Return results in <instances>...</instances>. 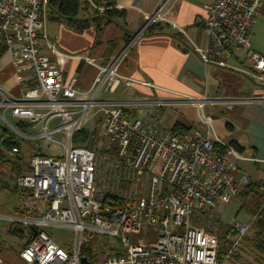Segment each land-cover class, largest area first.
Masks as SVG:
<instances>
[{"label":"built area","instance_id":"built-area-1","mask_svg":"<svg viewBox=\"0 0 264 264\" xmlns=\"http://www.w3.org/2000/svg\"><path fill=\"white\" fill-rule=\"evenodd\" d=\"M87 1L97 8L93 0ZM177 1L162 0L145 14L143 27L105 66L87 60L97 75L90 89L82 90L76 78L64 81L60 63L46 56L47 51L60 55L47 32L49 0H0V50L6 49L15 69L26 68L29 73L18 78L19 97L0 87V119L16 138L34 144L30 169L17 177L14 189L28 192L47 207L42 218L27 216L12 222L24 225L29 235L32 229L37 231L20 253L26 264H83V259L89 264L83 251L97 235L118 238L124 247L103 264H218L216 210L252 182L246 174L236 178L238 161H261L240 155L216 137L204 112V134L176 133L173 127L163 126L158 112L173 101L144 99L125 105L110 96L121 82L133 86L134 81L124 79L119 68L134 45L161 23L171 24L205 67L238 72L264 87V57L253 51L250 42L264 0H214L206 5V15L199 19L205 34L202 45L168 19ZM237 49L244 53L242 68L230 63ZM184 102L203 111L208 104H256L264 98L204 97ZM132 105L150 108L149 115L142 109L129 115L125 109ZM7 111L17 122L29 123V131L22 133L11 124ZM99 117L107 138L104 149L75 145L76 135ZM146 176L148 180L142 181ZM259 184L264 196V179ZM46 227L72 230L74 247L63 248L44 231ZM144 227L159 231L151 249H145L142 239L131 244L126 237ZM234 230L236 239L228 258L249 227L240 223ZM0 264L7 263L0 257Z\"/></svg>","mask_w":264,"mask_h":264},{"label":"crops","instance_id":"crops-1","mask_svg":"<svg viewBox=\"0 0 264 264\" xmlns=\"http://www.w3.org/2000/svg\"><path fill=\"white\" fill-rule=\"evenodd\" d=\"M75 1L82 7L76 22L47 18V32L50 40L57 45L60 55L55 56L47 51L46 56L52 63H60L64 81L76 78L79 88L88 90L97 75V69L87 60L105 66L124 48L128 39H132L143 27L144 15L153 12L162 0H93L97 8H93L87 0ZM213 2L214 0H178L168 19L185 29L191 39L202 45L205 34L199 19L206 15L204 7ZM101 9L123 12L124 16L117 18L116 23L98 29L100 24L94 19L96 15L104 13ZM86 21H89V25L80 30ZM258 29L264 30V5L252 28L251 38ZM251 46L253 51L264 57V44L251 43ZM243 54L242 50L237 49L230 63L238 68L244 67ZM28 74L26 68L15 69L9 53L0 50V87L15 96V92H21L18 78L27 77ZM119 74L124 79L134 81V84L127 87L121 82L110 100L125 105L144 99L173 101L171 105L158 109L163 126L169 128L179 125L190 130V133L196 130L205 133V127L201 123L204 112L212 120L216 137L228 145L237 143L244 149L240 155L261 161H238L239 173L236 178L240 179L242 174H246L256 183L264 179V102L230 106L208 104L203 111L184 102L186 99L197 100L204 97L263 99L264 87L254 84L238 72L205 67L186 45L185 38L168 23L151 28L134 45L121 64ZM141 109L145 115H149L150 108L132 105L125 110L129 115H136ZM29 129L30 125L26 128V133ZM15 140L20 143L21 149L18 154L11 156H19L24 163V156L28 155L31 161L34 154L33 142L18 138ZM229 158L234 159L232 154H229ZM29 169L30 166L25 171ZM25 194L30 197L28 192Z\"/></svg>","mask_w":264,"mask_h":264},{"label":"rangeland","instance_id":"rangeland-1","mask_svg":"<svg viewBox=\"0 0 264 264\" xmlns=\"http://www.w3.org/2000/svg\"><path fill=\"white\" fill-rule=\"evenodd\" d=\"M250 42L252 44L260 42L263 45L264 30L258 29L257 33L255 32V35L251 38ZM227 73L230 72L227 71ZM20 93V91L15 92V96L19 97ZM2 112L3 110L0 109V114ZM6 118L11 124L16 125V120L12 118L10 111L6 112ZM1 128L11 131V127H8L0 119V130ZM85 129L91 133H97L93 140L94 144L92 148H98L99 150L104 149L107 143V138L104 136L103 123H98L97 119H95L87 125ZM24 157L25 160L23 164L26 169H28L30 166V159L28 155H25ZM15 178L16 176L15 172L12 170V166L8 164L4 165L0 170V257L7 264H26L21 259L20 253L29 243V231L26 230L25 238L20 239L8 234L9 225H11L14 220L24 219V217L27 216L42 218L46 213L47 207L43 201L33 200L31 197L27 196L28 194H25L24 197L14 194V187L16 183ZM148 178L149 176H146L142 181H147ZM4 184L8 185L9 188H3ZM240 207L241 201L238 198L234 199L229 204H221L218 206L216 210V214H218L219 217V228L216 229L218 237L222 234L220 225L234 227V225L241 223L250 228L254 218L245 210H241ZM36 208H38L40 212L39 210H36ZM17 211L23 212L24 215L19 216ZM44 231L63 248L71 250L74 247L75 237L72 230L46 227ZM249 236H251L250 230L243 238V241L234 256L231 258L226 257V260L222 264H264L262 257L257 254L252 244L250 242H247V244L244 243L245 238ZM126 237L130 240L131 244H138L142 239L145 243V249H151L153 244H155L158 240L159 231L154 227H144L139 234H128ZM235 239L236 238H234L233 241H235ZM114 248L121 251L124 250V247L120 243V239L110 236L97 235L89 245V250L91 252L89 264H103L104 260L113 253L111 249Z\"/></svg>","mask_w":264,"mask_h":264},{"label":"trees","instance_id":"trees-1","mask_svg":"<svg viewBox=\"0 0 264 264\" xmlns=\"http://www.w3.org/2000/svg\"><path fill=\"white\" fill-rule=\"evenodd\" d=\"M81 10H82L81 5L75 0H49L48 18L57 19V20L63 19L69 21L70 23H74L77 21ZM123 16H124L123 12H118L116 10L111 9L105 11L102 15H96L94 21L100 24L98 26L99 27L98 29H102L103 26L105 25L116 23L115 20ZM88 25H89V21H86L84 25L80 28V30L86 28ZM130 39H128V42L130 41ZM2 51L4 52L6 51V49L4 48L2 49ZM97 121L98 123L103 122L101 117H99ZM29 125L30 124L21 121L16 124V127L22 133H26V128ZM173 131L176 133L180 132L182 134L190 133V130L184 129L179 125L173 126ZM96 134H97L96 132L91 133L86 129H83L79 134L76 135L73 142L75 145H84L87 148L92 149V146L94 144L93 140ZM15 139L16 136L14 135V133H12L11 131L5 128H1L0 170L4 165L7 164L12 166V170L13 172H15V176H16L15 179H17V177L27 169L25 165L22 163L23 160L19 156H16L14 158H12L11 156L12 154H14L15 150L20 152L21 149L20 143L17 142ZM229 145L239 154H242L244 152V149L241 146H239L237 143H231ZM221 151L224 152L226 151V149L221 148ZM260 187L261 186L259 183L252 181L241 190L237 198L240 199L241 201L240 209L245 210L246 212H248V214H250L254 218V221L249 228V230L251 231V236L245 238L244 243L247 244V242H250L254 250L257 252V254L260 257H262V260L264 261V196L260 192ZM3 188L8 189L9 186L4 184ZM25 193L27 192H19L14 189V194L16 195L18 194L19 196H23ZM17 214L19 216L24 215V213L20 211H17ZM217 222L215 224H218ZM220 226H221L220 229L222 231V234L218 237L219 238L218 264H222L226 260V257H228V254L233 247L234 244L233 239L236 237V232L233 226H224V225H220ZM217 228H219V225ZM26 230L28 231V229L24 225L11 223V225H9L8 234L20 239H24ZM30 235L33 236L32 233H30ZM111 250L113 251L111 255L122 252L121 250L116 248ZM83 256H85L89 260L91 256L89 247L83 251Z\"/></svg>","mask_w":264,"mask_h":264},{"label":"water","instance_id":"water-1","mask_svg":"<svg viewBox=\"0 0 264 264\" xmlns=\"http://www.w3.org/2000/svg\"><path fill=\"white\" fill-rule=\"evenodd\" d=\"M32 231H33V235L35 236L36 233H37V231H36L35 229H32ZM82 263H83V264H88V262H87L86 259H83V260H82Z\"/></svg>","mask_w":264,"mask_h":264}]
</instances>
